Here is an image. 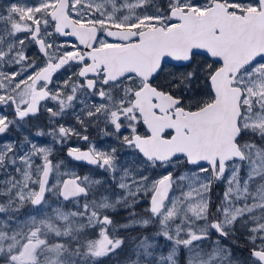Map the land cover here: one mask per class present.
<instances>
[{
	"label": "snow or ice",
	"instance_id": "1",
	"mask_svg": "<svg viewBox=\"0 0 264 264\" xmlns=\"http://www.w3.org/2000/svg\"><path fill=\"white\" fill-rule=\"evenodd\" d=\"M0 264H264V0H0Z\"/></svg>",
	"mask_w": 264,
	"mask_h": 264
}]
</instances>
